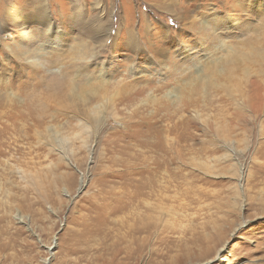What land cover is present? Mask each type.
I'll list each match as a JSON object with an SVG mask.
<instances>
[{
	"label": "rangeland",
	"instance_id": "rangeland-1",
	"mask_svg": "<svg viewBox=\"0 0 264 264\" xmlns=\"http://www.w3.org/2000/svg\"><path fill=\"white\" fill-rule=\"evenodd\" d=\"M74 44L115 102L40 145L14 100H44ZM228 48L236 85L210 84ZM55 116L50 130L85 121ZM1 129L0 264H105L99 247L139 224L154 229L127 264H264V0H0Z\"/></svg>",
	"mask_w": 264,
	"mask_h": 264
},
{
	"label": "bare ground",
	"instance_id": "bare-ground-1",
	"mask_svg": "<svg viewBox=\"0 0 264 264\" xmlns=\"http://www.w3.org/2000/svg\"><path fill=\"white\" fill-rule=\"evenodd\" d=\"M257 44H259L258 40H257ZM31 52L26 51L25 57L31 58V59L33 58L32 60L31 59L29 60L30 61L29 65L32 67L34 65L33 62L36 61L35 56L38 53H37V51H35V53H37V54H33ZM91 53L92 52L90 51L89 47H86L83 45H78V44H74L73 46H70L65 57L69 58V61L71 62V64L69 65V67L64 68L59 73L58 77H54L51 79V81H50L51 82V87H50L51 89L49 91H47V97L44 100L40 101L39 99H36L35 101L30 102L27 99H22V101L26 100L27 102H25V104L24 103L21 104V102L19 100H18V102H16L13 99V97L9 98L10 101L14 100V104H13L14 107L15 106H17L19 108L23 107V110H25V109L27 110V111L25 110L26 112H24V113H21V112L18 113L17 112L18 113L17 116H20V117L24 116L27 119L32 120V123L26 122L25 124H23V125H25L24 128L26 129V132H27V135L29 136V138H32L30 133L34 132L33 136L34 137L36 136V140H37V142H39L40 145H42L41 142L43 139H46V143L51 145L52 147L57 145V143H58V145H61V144H68L69 145L70 144L69 141H71L73 136L75 138V137H77L76 134L86 133V130L89 127H91L93 129V127L101 119V117H100L101 112H102V114L104 112L107 114V112L109 113V111L112 109L113 103L115 102L114 101L115 97H113V95H111L107 91V84L105 85L103 83L102 77L97 76V75L84 76L85 71L83 69L87 66V64L85 62L87 61V58L91 56ZM255 53H256V50L253 51L254 56L257 54V53L255 54ZM21 54H23V53H21ZM242 59H243V56H241L238 49L228 48L227 54H225L220 60L214 61L216 63L212 62L215 64V68H217V70H216L217 72H215L217 74L213 75V76H210V75L207 76L206 80H208L210 82V84L214 83L213 78H216V79L225 78V79H227V81H231V80H229V78L231 76L230 71L233 70V68L236 66L237 62H239ZM82 60H85V61L82 62ZM215 68H214V71H215ZM40 69L38 70V71L42 72L40 74V76L44 77L46 74L43 71H45V70L43 68H40ZM31 72L33 74L36 71L34 69ZM40 72H38V73H40ZM38 73H37V75H38ZM202 73H203V71H202ZM204 74L208 75L207 73H204ZM211 75H212V73H211ZM42 83H43V81H42ZM109 83L110 82H108V84ZM198 83H199V81H198ZM231 83L233 86L236 85L235 82H233V81H231ZM43 84H45V83H43ZM205 85H206V83H205ZM202 86H204V82H203ZM207 87H209V85ZM13 95H15V94H13ZM258 99H259L258 96H256V98L254 96L251 97L250 100L247 101L249 108L252 109V107H254V105L258 101ZM95 100L97 103L102 102L101 103L102 105L100 108H97L96 106L94 107L91 105L92 102ZM56 113H60V115L64 116V117H70V118H76V119H80V118L84 117L85 121L82 122L80 125L72 126L69 129L67 128L66 125L60 126V125L53 124L54 129L51 128L52 130H50L47 127L46 123L47 122L50 123V122H52V120L53 121L56 120L55 119ZM67 119H69V118H67ZM87 123H89V125ZM5 135H6V132H4V129H1V131H0V151H1V149L4 150L3 148H6L9 146L8 145L9 141L6 140L9 137H7ZM4 137L6 139H3ZM149 188L152 189V191H153V189L155 188L154 184L149 185ZM0 221H1V217H0ZM133 228L131 227V230ZM151 229H154V228H152V225H150V224H147V225H145V224L140 225L139 224L136 227V229L134 228V230H133V233L136 232V233H134L135 235L132 236L135 239H132V240H131V238H124V240H122V239L117 240L116 239L117 240L116 245L114 242H111L110 244L109 243H107V244L103 243V245L99 247L98 252H99L100 256H103V253H100V251L108 252V258L106 260L104 259L102 261L103 262L105 261V264H117L120 261L122 262V264H127L126 261L129 260V258L132 256V253H131L132 251H131L130 245H132L134 242H136V239H138L139 235H141L142 233H144L145 235L149 234L148 231H151ZM90 232H92V231H90ZM92 233L101 234V235H103V238L107 237V236H111L110 235L111 232H109L105 228L99 229V230H94ZM1 235L2 234L0 233V238H1ZM112 237H114V236H112ZM159 237H160V235H159ZM141 245H138V246H141ZM138 246H137V248H138ZM119 255H121V256L119 258H117Z\"/></svg>",
	"mask_w": 264,
	"mask_h": 264
},
{
	"label": "snow or ice",
	"instance_id": "snow-or-ice-1",
	"mask_svg": "<svg viewBox=\"0 0 264 264\" xmlns=\"http://www.w3.org/2000/svg\"><path fill=\"white\" fill-rule=\"evenodd\" d=\"M233 2H235V3H239L240 0H233ZM39 27H40V29H43L44 27H46V24H44V23H40V24H39Z\"/></svg>",
	"mask_w": 264,
	"mask_h": 264
}]
</instances>
